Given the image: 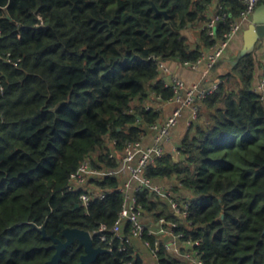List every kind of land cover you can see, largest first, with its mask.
<instances>
[{
  "label": "trees",
  "instance_id": "16d2710c",
  "mask_svg": "<svg viewBox=\"0 0 264 264\" xmlns=\"http://www.w3.org/2000/svg\"><path fill=\"white\" fill-rule=\"evenodd\" d=\"M243 7L242 0H0V264L50 260L55 249L42 228L64 241L66 227L93 232L114 224L122 180L90 173L87 185L108 192L84 206L69 188L71 175L84 160L95 171L116 169L126 143L142 140L160 119L155 103L174 94L156 57L195 61ZM213 13L220 18L211 39L202 26ZM254 52L197 102L178 159L165 153L144 171L175 181L173 198L187 204L175 231L198 241L203 264H264V98L253 85ZM135 196L154 220H180L168 197L147 189ZM133 240L119 250L114 239L111 252L91 264H148ZM83 253L74 242L59 264H80ZM155 261L188 264L162 246Z\"/></svg>",
  "mask_w": 264,
  "mask_h": 264
},
{
  "label": "built area",
  "instance_id": "2783aa9c",
  "mask_svg": "<svg viewBox=\"0 0 264 264\" xmlns=\"http://www.w3.org/2000/svg\"><path fill=\"white\" fill-rule=\"evenodd\" d=\"M244 5L240 11L237 19H235L230 29L223 34V39L212 47L205 49L201 56L195 61H184L182 64L192 69H198L201 65H205L210 69L214 64L222 58L230 39L240 30L242 23L251 17L252 12L258 6V0H242ZM231 17V15L223 13V17ZM220 16L212 14L208 21L202 26L208 36L213 39L217 35V22ZM1 58V57H0ZM157 66L164 77L165 84L171 86L173 95L167 102L175 103L171 114L163 121H157L149 126V129L154 131V144L151 146H142V140L127 142L123 147L121 159L120 172L126 175V179L118 187V190L124 195L121 209L118 213L114 224L108 228L102 224L97 230L90 232L93 237H97L102 242H106L112 250L113 240L119 241V250L124 249V242L130 241L132 238H140L145 247L150 250L154 259H157V251L160 246L165 248L172 255L183 258L188 261V264H203L202 260L197 256L194 247L198 245V241L182 240L184 234L175 231V228L183 222L187 216L185 208L187 204H182L177 201L169 193L167 188L155 185L150 177L144 175L147 166L154 161L156 157L163 156L165 153H171L174 158L180 156L179 146H172L170 152L165 151V143L169 141L170 129L177 124L181 110L185 107L190 108V118L188 124H191L198 114L197 102L205 96L212 94L218 86V81L212 84L201 87L198 83L187 85L182 79L172 76L171 69L167 61L157 58ZM5 60L10 62V53L5 56ZM262 97L264 98V66L260 79L255 86ZM149 108V105H147ZM176 156V157H175ZM96 171L92 168L88 160H84L78 170L71 175L70 190L79 191V199L84 206L95 199H103L106 197L107 190H97L92 192L88 189L87 180L90 173ZM106 175H117L110 171ZM135 183V184H133ZM133 184V186H132ZM147 189L149 192L158 193L162 197H168V202L172 211L180 217L179 221L160 217L156 220V228H151L142 219L143 210L136 199V192ZM129 228L130 235H126L123 227ZM146 235L154 236L153 241L145 238Z\"/></svg>",
  "mask_w": 264,
  "mask_h": 264
},
{
  "label": "crops",
  "instance_id": "0c3cea01",
  "mask_svg": "<svg viewBox=\"0 0 264 264\" xmlns=\"http://www.w3.org/2000/svg\"><path fill=\"white\" fill-rule=\"evenodd\" d=\"M213 6L216 7V3ZM211 13L212 12L209 11L208 15ZM249 21H250V18L248 20H245L242 23L240 30L230 39L228 43V47L226 48L224 52V55L222 56V58L219 59L220 61L219 60L217 61L214 67L207 69L205 65H201L198 69H192V68L184 66L183 64L177 63V62L167 61V64L171 69V75L182 79L187 85L198 83L201 87H205V86L212 84L215 81L219 82L220 76L225 74L232 65H236L241 59L240 58L238 62H236L235 64L231 62L236 58L238 52L243 46L242 32H243V29L248 25ZM199 25L200 23L198 22V24L195 25V28L192 29L193 32L196 33V36L194 37H197L198 30H200ZM193 32H191V30L190 31L188 30V32H186V35L190 36L192 44L195 45L197 39H194L193 37H191L194 34ZM254 51L255 52L253 54L257 60V68H256V78L254 79L255 81H253L254 82L253 85L256 86L260 79L262 69L264 66V40L259 42L256 45ZM155 106H157V108L161 111V117L158 120L161 122L165 120L171 114L173 108L175 107V103L156 102ZM189 118H190V108L185 107L181 110V114L178 118L177 124L170 129L169 141L166 142L164 146L166 152H170L172 149V146H178L180 144L185 132L187 131V127L190 125L188 124ZM152 144H154V131L148 129L146 131V134L142 137V146L146 147V146H151ZM175 159H178V157ZM120 167H121L120 163L116 169H109V168L104 167L102 170H99L93 173L94 176L90 177V179L100 178L103 175H106L108 172L113 171L117 174L115 176L120 178L123 182L126 179V175L120 172ZM152 180L155 185L161 186L163 188H167L169 193L172 196H174L175 193L171 189L172 185L175 183L173 179L157 178V179H152ZM89 181L91 182V180ZM90 182L88 184L90 190L92 192H96L98 189L95 188L94 185L91 184ZM155 194L161 197L160 194L158 193H155ZM168 209L171 210L169 204H168ZM142 219L151 228H156L157 226L156 220H154L149 215V213H146V212L143 213ZM133 241H134V248L136 249V252H138L141 255L144 261L148 264H156V261L153 258L152 254L150 253V250L144 246L143 241L140 238H134Z\"/></svg>",
  "mask_w": 264,
  "mask_h": 264
},
{
  "label": "water",
  "instance_id": "95a60500",
  "mask_svg": "<svg viewBox=\"0 0 264 264\" xmlns=\"http://www.w3.org/2000/svg\"><path fill=\"white\" fill-rule=\"evenodd\" d=\"M242 34L243 46L238 52L236 58L231 61L233 64L238 62L241 57L252 53L256 45L264 40V2L259 4L252 12L250 21L243 29ZM41 232L44 237L52 240L51 247L55 249L51 259L45 264H59L61 254L74 242L78 243V247L84 249V253L80 257V264H91L99 254L111 252L110 249L95 246L93 236L88 230L76 227H66L62 231V236L65 239L64 241L53 235H47L44 228L41 229Z\"/></svg>",
  "mask_w": 264,
  "mask_h": 264
},
{
  "label": "bare ground",
  "instance_id": "6f19581e",
  "mask_svg": "<svg viewBox=\"0 0 264 264\" xmlns=\"http://www.w3.org/2000/svg\"><path fill=\"white\" fill-rule=\"evenodd\" d=\"M111 145V144H110Z\"/></svg>",
  "mask_w": 264,
  "mask_h": 264
}]
</instances>
